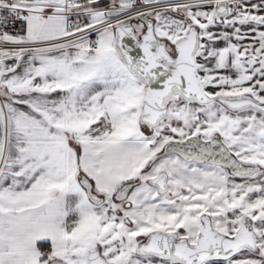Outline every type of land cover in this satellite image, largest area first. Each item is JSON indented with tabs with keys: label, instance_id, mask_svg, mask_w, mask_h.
<instances>
[{
	"label": "snow or ice",
	"instance_id": "1",
	"mask_svg": "<svg viewBox=\"0 0 264 264\" xmlns=\"http://www.w3.org/2000/svg\"><path fill=\"white\" fill-rule=\"evenodd\" d=\"M0 264H264V0H0Z\"/></svg>",
	"mask_w": 264,
	"mask_h": 264
}]
</instances>
